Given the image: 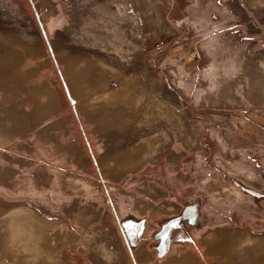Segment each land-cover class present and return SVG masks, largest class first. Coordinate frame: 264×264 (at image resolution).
I'll use <instances>...</instances> for the list:
<instances>
[{"label":"rangeland","instance_id":"obj_1","mask_svg":"<svg viewBox=\"0 0 264 264\" xmlns=\"http://www.w3.org/2000/svg\"><path fill=\"white\" fill-rule=\"evenodd\" d=\"M0 264H264V0H0Z\"/></svg>","mask_w":264,"mask_h":264}]
</instances>
